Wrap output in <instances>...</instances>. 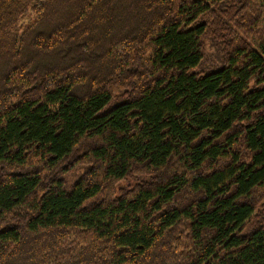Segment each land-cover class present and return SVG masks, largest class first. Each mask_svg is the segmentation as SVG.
Here are the masks:
<instances>
[{
    "label": "trees",
    "instance_id": "1",
    "mask_svg": "<svg viewBox=\"0 0 264 264\" xmlns=\"http://www.w3.org/2000/svg\"><path fill=\"white\" fill-rule=\"evenodd\" d=\"M0 264H264V0H0Z\"/></svg>",
    "mask_w": 264,
    "mask_h": 264
},
{
    "label": "rangeland",
    "instance_id": "2",
    "mask_svg": "<svg viewBox=\"0 0 264 264\" xmlns=\"http://www.w3.org/2000/svg\"><path fill=\"white\" fill-rule=\"evenodd\" d=\"M207 49H208V52H207L208 58L211 60L212 58L216 56V52H214V50L212 49V46L209 43H207Z\"/></svg>",
    "mask_w": 264,
    "mask_h": 264
}]
</instances>
